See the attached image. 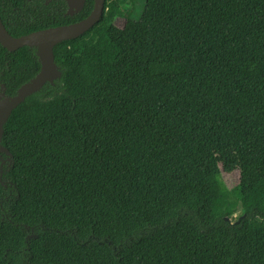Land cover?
Instances as JSON below:
<instances>
[{
	"label": "trees",
	"instance_id": "16d2710c",
	"mask_svg": "<svg viewBox=\"0 0 264 264\" xmlns=\"http://www.w3.org/2000/svg\"><path fill=\"white\" fill-rule=\"evenodd\" d=\"M94 1L0 16L19 38ZM54 56L3 123L0 264H264V0H106ZM40 70L37 48L0 44L6 97Z\"/></svg>",
	"mask_w": 264,
	"mask_h": 264
},
{
	"label": "water",
	"instance_id": "95a60500",
	"mask_svg": "<svg viewBox=\"0 0 264 264\" xmlns=\"http://www.w3.org/2000/svg\"><path fill=\"white\" fill-rule=\"evenodd\" d=\"M68 4V14L81 10L86 0H65ZM106 0H95L94 8L85 19L65 26L49 28L14 38L5 28L0 16V44L10 52L23 47L37 48L40 55L41 70L37 77L21 87L15 97L8 98L0 91V138L3 133V123L9 118L14 107L21 104L28 96L38 91L47 81L57 78L54 48L59 44L76 39L92 29L102 18ZM0 150H3L0 145Z\"/></svg>",
	"mask_w": 264,
	"mask_h": 264
},
{
	"label": "rangeland",
	"instance_id": "374dc122",
	"mask_svg": "<svg viewBox=\"0 0 264 264\" xmlns=\"http://www.w3.org/2000/svg\"><path fill=\"white\" fill-rule=\"evenodd\" d=\"M138 11H140V6H138ZM115 24L119 28H123L125 21L122 18H117L115 20ZM239 177H240L239 172H234L231 174H224L223 181L228 187H232V186H235L239 182ZM234 217L236 216H233L232 219H234Z\"/></svg>",
	"mask_w": 264,
	"mask_h": 264
}]
</instances>
